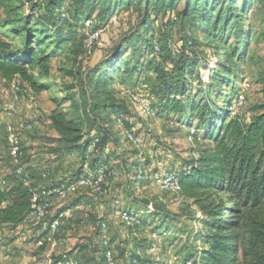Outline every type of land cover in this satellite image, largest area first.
<instances>
[{
  "label": "trees",
  "instance_id": "1",
  "mask_svg": "<svg viewBox=\"0 0 264 264\" xmlns=\"http://www.w3.org/2000/svg\"><path fill=\"white\" fill-rule=\"evenodd\" d=\"M23 7L22 2L11 6L10 12L17 10L16 18L3 21L9 33L0 32V74L7 80L18 78L19 84L33 94L48 87L39 81L50 77L55 55L78 32L76 25L83 18V26L87 28L86 21L100 11L101 21L94 26L92 20L91 29L96 31L105 29L107 22L121 11L136 14L133 28L95 72L89 130L85 132L76 117L70 118L62 109H55L50 115L52 126L67 150L78 151L83 159L90 153L94 155L86 174L80 168L70 178L89 176L100 167L116 169L110 165V153L106 156L113 139L106 124L112 118L115 123L117 116L125 117L128 110L112 85L124 68L123 73L130 75L147 68L154 84L145 87L141 94L152 100L163 119L187 127L188 135L199 145L186 164L174 168L180 175L182 194L201 211L199 220L207 230L201 235L202 244L197 252L185 262L193 259L192 264H264V102L256 103L250 113L243 114L246 91L243 86H235V82L243 79L236 66L252 61L249 49L253 21L260 17L264 22V0H37L30 10ZM72 19L77 24L72 22L66 31ZM50 31L57 38L52 51L46 48V44L54 41L50 39ZM82 39L85 53H89V35L86 33ZM232 40L235 42L228 46ZM127 55L129 58H125ZM226 87L230 88V94L223 93ZM242 92L244 104L233 115L232 109ZM126 127L132 129L127 121ZM139 153L140 159L125 169L136 171L133 180L136 188L158 170ZM25 158L24 151L23 163ZM13 168L14 173L7 178L9 185L0 182V215L3 225L18 227L30 217L33 193L49 172L41 174L26 167L19 174L14 165ZM153 205L147 214L129 210L140 219L135 226L122 223L136 231L144 227L153 234L167 232L174 219ZM88 207L87 217L91 211ZM103 221H98L99 231H103L99 227ZM45 231L49 234L51 228L45 227ZM115 240L108 238L105 244L103 234L101 258L95 264H108L109 250L115 264L117 257L120 264H160L151 258L153 243L147 239L133 237L128 242L131 248H123L119 256ZM70 260H73L70 255L61 256L57 262L67 264Z\"/></svg>",
  "mask_w": 264,
  "mask_h": 264
},
{
  "label": "rangeland",
  "instance_id": "2",
  "mask_svg": "<svg viewBox=\"0 0 264 264\" xmlns=\"http://www.w3.org/2000/svg\"><path fill=\"white\" fill-rule=\"evenodd\" d=\"M0 1L3 2V5H0V32L6 35L9 33V27L5 26L3 21L16 18L17 12L16 9L10 12V7L22 2L23 10H30L37 0ZM38 15L41 17L42 13L39 12ZM135 17L134 11H121L114 15L107 22L99 40L94 43L91 53H85L86 47L82 43L83 36L86 33L89 35L92 31L91 28L83 26L85 21L83 18L76 25L78 32L55 55L50 77L39 81L45 82L48 87L34 94L32 98L26 95L20 96L17 109L11 113V119L4 124L0 123V158L3 161L4 186L9 185L7 178L14 173L8 141L9 124L20 133L26 154L24 163L27 168L37 166L41 174L49 172L65 180L74 177L80 168L84 169L82 174L89 171L94 158L93 153L83 159L78 151L67 150L52 126L50 115L55 109H62L70 118L76 117L85 132L89 130L92 118L89 104L97 80L95 72L114 52L124 34L133 28ZM92 20L94 26L101 21L100 11L94 13ZM72 22L77 24L72 19L65 27L66 31H69ZM253 32L249 49V57L252 61L236 66L243 79L235 82V86H243L246 91L247 101L243 110L245 115L250 113L253 105L264 102V22L260 17L253 21ZM49 34L50 39L54 41L46 44V48L52 51L55 46L53 43L57 38L53 37L52 31ZM234 42L232 40L228 46ZM208 54L213 53L208 51ZM123 70L117 75L112 87L118 90L120 100L127 106L126 121L132 125V129L143 136V146L138 148L130 142L125 137L124 130L114 123L112 118V121L106 124L113 138L109 142L106 156L110 153V165L116 167L118 176L109 180L108 192L103 196H97L88 188H80L76 194L65 199H54L47 220L63 208H71L74 214L56 232L47 234L43 221H36L31 217L18 227L5 224L4 250L1 252L3 264H59L57 262L59 257L69 255L74 261L95 264V260L101 258L103 234H106L110 240L116 238L114 247H118L117 256L123 248H131L128 242L131 243L133 237L147 239L150 243L157 244V250L151 252L150 256L160 264L185 263L194 256L202 244L201 235L207 230L199 220L202 216L201 211L192 201L179 202L177 196L161 190L150 177L145 179L142 186L136 188L133 185L136 171H125L127 165L129 167L140 159L137 155L139 152L143 158L151 160L152 165L160 170L177 168L192 158L193 149L199 145L194 137L188 135L187 127L169 122L157 112L154 117H144L140 107L134 103L132 95H142L141 91L145 90V87L154 84L149 70L143 68L140 72L131 75L123 73ZM120 77L122 79H119ZM205 80H208L207 75ZM246 82L250 83V87L245 89ZM19 83L18 78L5 80L0 74V113L6 112L5 105L15 98L14 87ZM229 90L230 88L226 87L223 93L230 94ZM26 113L35 116L33 122ZM22 116L23 126L26 128L24 131H21L19 124L16 123V118L18 120ZM102 118L104 119L105 115ZM29 123L34 126L31 130L26 127ZM136 125H139V128L135 127ZM146 172L150 173L149 168ZM152 203L174 219L167 232L156 234V238L148 228L141 227L136 231L122 223L120 211L132 210L147 214ZM86 206H90L91 210L88 217L84 212ZM100 219L108 223L106 231L98 230ZM40 239L47 241L45 248L37 244ZM117 260L120 264V258L117 257ZM191 262L193 263V259Z\"/></svg>",
  "mask_w": 264,
  "mask_h": 264
},
{
  "label": "built area",
  "instance_id": "3",
  "mask_svg": "<svg viewBox=\"0 0 264 264\" xmlns=\"http://www.w3.org/2000/svg\"><path fill=\"white\" fill-rule=\"evenodd\" d=\"M92 20L86 21V26L88 28L92 27ZM102 29L91 31L89 33L88 39V52H92V48L95 42H97L102 34ZM245 89L250 87V83L246 82ZM15 98L5 105V111L8 114H11L18 107V103L21 95H26L30 98L34 96L33 92L24 88L20 84H16L14 87ZM134 103L140 107L141 113L144 117L150 118L156 115V110L154 108L153 102L151 99L145 97L144 95H132ZM245 101V94L242 92L238 99L236 100V106L232 109V114L236 115L239 111V108L243 106ZM39 114V111H38ZM115 123L124 130L125 137L132 142L137 147H142L144 143V138L134 129H128L126 127V118L123 115L115 117ZM27 127H30L29 125ZM9 146H10V155L11 161L16 172L21 174L25 171L24 160V151L22 146V139L20 134L14 129H10L8 136ZM99 141V138L96 139V142ZM92 147L91 150H93ZM118 172L116 169L109 167H100L96 173H91L89 176H82L79 179L68 178L64 181H59L56 177H53L50 173L44 174V181L39 184L37 189L34 191L32 196V209L30 212V217L36 221H43V225L47 228H51V233L59 230L65 221L73 217V212L71 209H62L50 222L47 220L50 215L52 204L54 198L65 199L71 195L76 194L80 188H88L91 190V193L97 196H103L108 192L110 185L109 180L111 178H116ZM142 174L139 173L138 178H141ZM4 179V170L3 162L0 158V182H3ZM152 181L163 191L169 192L178 197L179 202L187 201L186 197L182 194L181 190V179L177 169L169 170H156L151 176ZM29 183V182H26ZM153 203L150 205V208H153ZM86 216L88 215L89 207L86 206ZM121 221L127 226L133 227L140 222L139 217L134 212L129 210H122L119 213ZM103 231L107 229V223L105 221L101 222L99 226ZM154 237L157 238V235L154 234ZM5 242V233L4 225L1 222L0 215V264H3L4 260L2 258L1 252L4 250ZM104 243L108 244V237L104 234ZM38 245H43L44 240H38ZM157 250V244H153L151 252ZM108 264H115L113 253L111 250L107 252ZM67 264H78L77 261L70 260ZM177 264H192L191 261Z\"/></svg>",
  "mask_w": 264,
  "mask_h": 264
},
{
  "label": "crops",
  "instance_id": "4",
  "mask_svg": "<svg viewBox=\"0 0 264 264\" xmlns=\"http://www.w3.org/2000/svg\"><path fill=\"white\" fill-rule=\"evenodd\" d=\"M5 79V78H4ZM5 80H7V79H5ZM28 107H30V105H28ZM8 115V116H7ZM26 115H27V117H29L31 120H32V122H33V120H34V117L35 116H33V115H31L30 114V116H29V114L28 113H26ZM11 114H8V113H6V112H4V113H0V123H6L7 121H9L10 119H11ZM20 118V119H19ZM18 118V120H17V118H16V123H18L19 124V129H21V131H24V130H26V128H25V126H23V123H24V121H23V116L22 117H19ZM30 126V127H28V130H31V129H33V124L32 123H29V124H27L26 126ZM135 127H137V128H139V125H136ZM10 129H13V127H12V125H10L9 124V130ZM20 134V133H19ZM3 157V156H2ZM3 162V161H2ZM33 168H35V169H37V170H39L38 168H37V166H33ZM71 209V208H70ZM62 210V209H61ZM72 210V209H71ZM60 211V210H59ZM58 213V212H57ZM56 213V214H57ZM55 214V215H56ZM55 215L53 216V217H55Z\"/></svg>",
  "mask_w": 264,
  "mask_h": 264
}]
</instances>
